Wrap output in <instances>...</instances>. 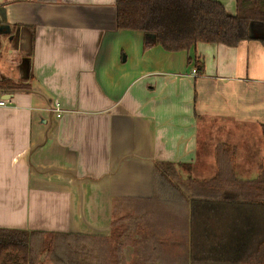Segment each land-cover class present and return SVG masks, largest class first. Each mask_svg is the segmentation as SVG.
<instances>
[{"label":"crops","instance_id":"0c3cea01","mask_svg":"<svg viewBox=\"0 0 264 264\" xmlns=\"http://www.w3.org/2000/svg\"><path fill=\"white\" fill-rule=\"evenodd\" d=\"M217 1L235 14L236 0ZM0 23V85H23L0 92V229L108 237L115 200L156 202V163L209 179L218 144L234 147L239 178L256 176L263 44L146 49L142 32L116 28L115 0H0ZM151 210V234L167 242L143 256L181 264L188 211ZM126 249L125 261L141 258Z\"/></svg>","mask_w":264,"mask_h":264},{"label":"trees","instance_id":"16d2710c","mask_svg":"<svg viewBox=\"0 0 264 264\" xmlns=\"http://www.w3.org/2000/svg\"><path fill=\"white\" fill-rule=\"evenodd\" d=\"M115 8L116 28L142 32L146 49L159 45L177 52L197 43L236 47L242 41L264 45V0H236L234 15L217 0H115ZM22 86L5 79L0 92ZM261 129L264 143V125ZM214 158L216 173L205 180L178 179L172 163H156V202L115 200L116 218L106 238L0 229V264H41L44 254L46 264H126L122 249L129 244L141 257L133 264L154 262L147 255L157 256L158 242L164 241L151 234L154 218H146V212L171 206L180 214L188 211L181 264H264V156L256 176L248 179L236 175L234 147L218 144ZM140 228L141 238L133 240Z\"/></svg>","mask_w":264,"mask_h":264},{"label":"built area","instance_id":"2783aa9c","mask_svg":"<svg viewBox=\"0 0 264 264\" xmlns=\"http://www.w3.org/2000/svg\"><path fill=\"white\" fill-rule=\"evenodd\" d=\"M191 75L194 77L197 76V71L195 69H192ZM6 103H7V100L0 99V107H5ZM50 111L54 114V116L57 119L61 118V116L64 112L58 101L53 102V104L50 107Z\"/></svg>","mask_w":264,"mask_h":264},{"label":"rangeland","instance_id":"374dc122","mask_svg":"<svg viewBox=\"0 0 264 264\" xmlns=\"http://www.w3.org/2000/svg\"><path fill=\"white\" fill-rule=\"evenodd\" d=\"M0 71H1V69H0ZM3 73H4V72H3ZM1 74H2V73L0 72V75H1ZM138 236H139V238H141L140 235H137L136 237L133 238V240H134V239H135V240L139 239ZM105 238H106V237H105ZM164 242L166 243L167 240H165ZM127 246H132L133 251H135L133 245H131V244L124 246L123 249H122V256H123V258H124V256H125L126 259L129 258V255H130L128 249H126V250L124 251V248L127 247ZM124 252H125V253H124ZM44 257H45V254L41 257V264H46V263H45V259H44ZM124 261H125V258H124ZM128 262H129V263H128ZM125 263H126V264H133L134 261H133V260H132V261L129 260V261H125Z\"/></svg>","mask_w":264,"mask_h":264},{"label":"water","instance_id":"95a60500","mask_svg":"<svg viewBox=\"0 0 264 264\" xmlns=\"http://www.w3.org/2000/svg\"><path fill=\"white\" fill-rule=\"evenodd\" d=\"M5 28H6V32H9V28L8 27H6L5 26ZM4 99H10L11 98V95H5L4 97H3Z\"/></svg>","mask_w":264,"mask_h":264}]
</instances>
